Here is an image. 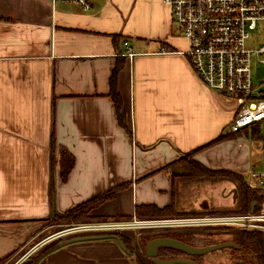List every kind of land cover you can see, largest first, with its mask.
<instances>
[{"label": "crops", "instance_id": "1", "mask_svg": "<svg viewBox=\"0 0 264 264\" xmlns=\"http://www.w3.org/2000/svg\"><path fill=\"white\" fill-rule=\"evenodd\" d=\"M186 49L163 0H94L90 9L0 0V259L49 230L53 207L63 213L120 186L95 215L146 220L138 206L171 204L166 167L226 134L237 110L199 79ZM52 135L75 158L66 182L52 167ZM220 145L195 160L227 170ZM57 246L38 264H137L114 238Z\"/></svg>", "mask_w": 264, "mask_h": 264}, {"label": "built area", "instance_id": "2", "mask_svg": "<svg viewBox=\"0 0 264 264\" xmlns=\"http://www.w3.org/2000/svg\"><path fill=\"white\" fill-rule=\"evenodd\" d=\"M90 9L94 0H52ZM186 41L182 52L196 75L211 90L239 100L230 124L231 133L259 125L264 139V0H163ZM247 187L261 200L245 213L206 214L185 219H146L79 223L57 237L82 234H124L126 231L167 228H208L211 232L264 233V172L248 171ZM255 203V202H254Z\"/></svg>", "mask_w": 264, "mask_h": 264}, {"label": "trees", "instance_id": "3", "mask_svg": "<svg viewBox=\"0 0 264 264\" xmlns=\"http://www.w3.org/2000/svg\"><path fill=\"white\" fill-rule=\"evenodd\" d=\"M116 72V71H115ZM114 72V74H115ZM113 80V79H112ZM112 95L115 103L120 108L119 97L116 93L115 87L112 85ZM256 133V135L254 134ZM253 136L262 137L259 129L253 130ZM229 134L221 135L218 139L212 141L211 143L205 145L201 149L207 148L209 146L215 145L217 143L222 142L224 139L229 137ZM198 149L196 151H192L190 153L184 154L178 161L171 163L168 169L171 170L172 181L173 183L179 177L182 180L191 181V182H201L206 180H214V181H230L235 185L236 193L234 196V204L235 208L231 211V213H245L251 209V205L254 202H258L261 200V195L259 192L250 190L246 183L245 179L241 174L228 171V170H212L203 166L199 162L195 160V155L199 152ZM59 153V158L55 159V154ZM57 160V161H56ZM57 164L59 167V175L62 182H66L72 169L74 168L75 158L74 156L66 149L59 148L56 150V141L54 135H52V167ZM125 186V185H124ZM123 187V186H122ZM121 189V186L118 188H114L94 199H91L87 202L81 203L80 205L74 207L71 210L60 213L56 212L53 221H56L58 224V220L62 221L64 224H72V223H80L87 222L92 220H104L108 219L105 217L95 215V210L105 203L107 200L114 198V196ZM211 212L208 210L201 211H192L190 213L178 211V209L173 205H167L164 208H158L154 205H142L136 208V216L139 218L149 219V218H171V217H179V216H200L206 215ZM119 219L121 217H115ZM123 219H130L128 217H122ZM132 218V217H131ZM121 220V219H120ZM55 223V224H56ZM53 226V225H52ZM193 232H198V230L192 229ZM202 231H199V233ZM228 235L231 236V240L233 243L239 245V249H231L236 253L242 254V260L251 263V264H264V233L261 232H247V231H226ZM191 234L192 232H187ZM121 239L124 244L127 246V249L130 251L131 255L136 254L137 264H155L150 257H148L143 249L142 253H137L136 247L133 246L135 242V237L132 235L121 234ZM129 237L131 239H129ZM149 241L148 237H143L141 245L147 244ZM132 242V244H131ZM58 247V246H57ZM180 253L173 249H163L160 252L159 258H176ZM11 256L0 259V264H4L11 260ZM238 261V259H236ZM40 258H36L34 260H30L29 262H24L22 264H38ZM8 264V263H7Z\"/></svg>", "mask_w": 264, "mask_h": 264}, {"label": "rangeland", "instance_id": "4", "mask_svg": "<svg viewBox=\"0 0 264 264\" xmlns=\"http://www.w3.org/2000/svg\"><path fill=\"white\" fill-rule=\"evenodd\" d=\"M264 43V37L260 36L255 39V46H261ZM264 91V88H263ZM239 100H233L231 104L233 108H237L239 106ZM259 129V125H253L242 129L239 133H231L230 126L227 129L226 134H229V137L224 139L221 142L219 147V155L217 159L224 163V169L229 171L242 174L243 178L247 175L248 171L255 170L258 172H264V139L262 137L253 136V130ZM174 187V195L170 197L171 204H173L179 210H208L211 212H217V214H230L231 211L235 208V204L233 203L235 200L234 196L236 193L235 185L232 184L230 181H214V180H206L201 182H191L182 180L181 178H177L176 181L173 183ZM215 213H212L214 215ZM179 218H187V216H175L171 218H161V219H179ZM124 220L123 218H108L104 220H92L87 221V223H98L103 221H116V220ZM151 219V218H149ZM158 219V218H152ZM129 220V219H127ZM48 226L50 225V229L47 230L42 236L37 238L34 242H32L26 249L22 250L17 255L12 256L11 260L4 264H22L25 261L29 262L30 260H34L38 258L39 254L42 253L45 249H49L52 247L54 248L57 246L61 240L66 239L70 236H62L58 238L57 236L65 231L66 229L71 228L72 226L79 224V223H72V224H64L62 221H53V217L48 218L47 220ZM56 223V224H55ZM86 223V222H80ZM53 225V226H52ZM188 228V227H186ZM151 229H139L135 231H126L123 232L126 235H136L141 231H150ZM198 231H202L205 234L212 233L209 231L208 228H199L195 229ZM116 234V233H115ZM146 233H143V235ZM152 234V233H150ZM147 233L144 237H148L150 235ZM121 235V234H120ZM218 237L216 240L212 239H203L197 240L196 243L202 245L203 243H219L220 241H225L231 239V236L227 234V232H219ZM73 236V235H71ZM54 237L53 241H49L42 250L37 252H32L33 248L36 244H42L48 238ZM147 244H142L141 248L145 250ZM137 249V248H136ZM242 254L236 253L231 249H222L215 251L211 254H208L201 257L199 261L201 264H231L235 262H239L238 260H242ZM136 259V258H135ZM206 261H205V260ZM137 260V259H136ZM137 263V261H136Z\"/></svg>", "mask_w": 264, "mask_h": 264}, {"label": "water", "instance_id": "5", "mask_svg": "<svg viewBox=\"0 0 264 264\" xmlns=\"http://www.w3.org/2000/svg\"><path fill=\"white\" fill-rule=\"evenodd\" d=\"M54 204L55 203L53 201V206ZM256 206H257L256 202L252 203L251 210H253ZM55 213H56V207L55 208L53 207V216L55 215ZM104 238L116 239L121 245V247L124 250L128 251L127 246L124 244L121 237L116 234H97V235H82V236L73 235V237L70 236L69 238L63 239L59 244L63 245V244L72 243L76 241L91 240V239H104ZM161 247H167V248L180 250L186 254L195 256V255L209 254V253L222 250V249L236 248L238 247V245H236L233 242H225V243L206 246V247H195L187 243H184L178 239H174L170 237H159V238L150 240L145 249L147 256L150 257L155 264H198L194 260L186 259V258L160 259L158 257V249ZM231 264H251V263L239 261V262H235Z\"/></svg>", "mask_w": 264, "mask_h": 264}, {"label": "flooded vegetation", "instance_id": "6", "mask_svg": "<svg viewBox=\"0 0 264 264\" xmlns=\"http://www.w3.org/2000/svg\"><path fill=\"white\" fill-rule=\"evenodd\" d=\"M187 232H192V233L189 234ZM143 233H146V234L147 233H149V234L152 233V234H150L148 236L149 241L152 240V239H155V238H159V237H170V238L178 239V240H180V241H182L184 243H187V244L195 246V247H206V246L221 244V243H225V242H233L231 239H228V240H225V241H220L219 243H215V242L211 241V243H203L202 245H200V244L196 243L195 239L203 240V239L208 238V239L216 240L217 237L219 236L218 232H212L210 234H205L204 232H200L199 233V231H198V232L194 233L193 230L190 229V228L151 229L150 231H141L140 233H138L136 235L133 234V236L135 237V242L133 243V246L137 248V253H142V251H143V249L141 248V246H142L141 242H142V238L144 237V235H146V234L143 235ZM59 238H61V237H59ZM129 239H131V238L129 237ZM131 244H132V242H131ZM239 248L240 247L238 245V247H236V248H228V249H239ZM145 249H146V247H145ZM163 249H172V248H167V247L159 248L158 249V257L160 255V252ZM173 250H176V249H173ZM176 251H178L180 253V255L177 256L176 258H170V259L186 258V259L194 260L198 264H201V261H199V259L201 257L203 258L204 256L208 255V254H205V255H195L194 256V255L186 254V253H184V252H182L180 250H176ZM145 253H146V251H145ZM209 254H211V253H209ZM134 257L136 258V254L134 255ZM165 259H169V258H165ZM238 261H241V260H238Z\"/></svg>", "mask_w": 264, "mask_h": 264}]
</instances>
